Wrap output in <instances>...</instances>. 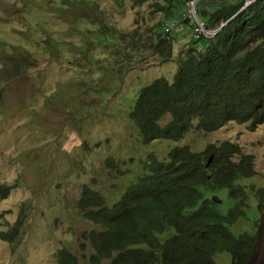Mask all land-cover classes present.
<instances>
[{"label": "rangeland", "instance_id": "obj_1", "mask_svg": "<svg viewBox=\"0 0 264 264\" xmlns=\"http://www.w3.org/2000/svg\"><path fill=\"white\" fill-rule=\"evenodd\" d=\"M157 2L0 0V183L14 186L0 201V230L16 234L13 242L0 241V264H58L54 256L62 248L86 264L79 245L91 223L77 210L83 185L95 176L113 178L117 169L125 175L115 182L126 187L151 153L165 159L175 146L201 152L233 142L254 157L256 174L242 183L264 187V124L253 132L235 122L209 134L192 130L179 142L138 140L128 117L131 97L158 78L173 81L190 53L186 47L206 44L196 42L187 19L189 26L176 24L171 32L173 57L163 62L149 49L164 32ZM107 35L121 39L108 44ZM113 65L127 68L118 75L109 71ZM108 157L113 169L105 166ZM218 195L226 215L235 202L227 190ZM248 202L249 221L232 230L257 229L251 264H264V213L254 198ZM228 256L217 263L229 264Z\"/></svg>", "mask_w": 264, "mask_h": 264}, {"label": "trees", "instance_id": "obj_2", "mask_svg": "<svg viewBox=\"0 0 264 264\" xmlns=\"http://www.w3.org/2000/svg\"><path fill=\"white\" fill-rule=\"evenodd\" d=\"M187 1L157 2L164 32L156 33L158 40L149 49L163 62L170 61L174 51L166 27L189 26ZM246 2L199 0L197 13L206 27L221 29L211 39H196L206 41L201 50L186 47L190 53L173 81L158 78L131 97L128 117L142 145L179 142L192 130L209 134L231 122L247 124L252 132L264 124V0L245 7ZM120 39L107 35L104 42ZM125 68L113 65L109 71L119 75ZM74 107L84 115L83 105ZM105 166L113 169L114 159L108 157ZM141 168L126 187L115 182L125 175L117 169L113 178L103 175L99 181L95 176L83 185L77 210L91 223L79 245L86 264H218L224 254L230 256L229 264L252 263L257 229L232 230L249 221L250 199L251 204L253 198L257 201L261 216L264 213V187L242 183L256 174L252 155L243 154L233 142L211 144L201 152L175 146L165 159L151 153ZM108 188L113 192L107 194ZM13 189L0 183V201ZM221 190L235 202L226 215L220 211ZM112 194L118 198L111 200ZM256 224L258 228L260 218ZM15 235V229L0 230V241L13 242ZM54 258L58 264H81L67 248Z\"/></svg>", "mask_w": 264, "mask_h": 264}, {"label": "built area", "instance_id": "obj_3", "mask_svg": "<svg viewBox=\"0 0 264 264\" xmlns=\"http://www.w3.org/2000/svg\"><path fill=\"white\" fill-rule=\"evenodd\" d=\"M254 0H247L245 3V7L249 6ZM199 0H188L186 4L188 18L194 23V37L195 39H202V38H213L217 35L218 31L221 28L215 29H208L206 27L205 22L198 16L197 13V5ZM175 28V24H171L170 26L166 27L165 32L169 33L172 32Z\"/></svg>", "mask_w": 264, "mask_h": 264}, {"label": "water", "instance_id": "obj_4", "mask_svg": "<svg viewBox=\"0 0 264 264\" xmlns=\"http://www.w3.org/2000/svg\"><path fill=\"white\" fill-rule=\"evenodd\" d=\"M212 159H213V156H212V157H211V159L209 160V163H208V165L211 163Z\"/></svg>", "mask_w": 264, "mask_h": 264}, {"label": "bare ground", "instance_id": "obj_5", "mask_svg": "<svg viewBox=\"0 0 264 264\" xmlns=\"http://www.w3.org/2000/svg\"><path fill=\"white\" fill-rule=\"evenodd\" d=\"M187 13H188V12H187ZM219 31H220V30H219ZM219 31H218V32H219ZM156 54H157V53H156Z\"/></svg>", "mask_w": 264, "mask_h": 264}]
</instances>
